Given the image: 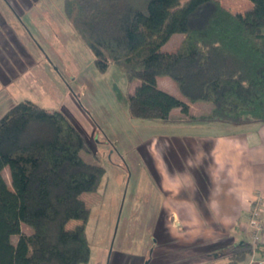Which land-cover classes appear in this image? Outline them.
<instances>
[{
    "label": "trees",
    "instance_id": "obj_1",
    "mask_svg": "<svg viewBox=\"0 0 264 264\" xmlns=\"http://www.w3.org/2000/svg\"><path fill=\"white\" fill-rule=\"evenodd\" d=\"M249 1L232 11L219 0H64L63 12L100 72L115 64L140 80L127 95L133 114L167 119L178 108L191 121L242 124L264 122V0ZM174 33L182 34L176 48L163 50ZM157 76L170 77L182 98ZM198 101L211 104L207 114L189 112ZM86 149L60 111L21 100L0 117V264L89 260L81 196L97 190L104 168L83 158ZM72 219L81 222L68 227ZM255 249L264 257V245ZM252 250L243 242L218 264H238Z\"/></svg>",
    "mask_w": 264,
    "mask_h": 264
},
{
    "label": "rangeland",
    "instance_id": "obj_2",
    "mask_svg": "<svg viewBox=\"0 0 264 264\" xmlns=\"http://www.w3.org/2000/svg\"><path fill=\"white\" fill-rule=\"evenodd\" d=\"M63 2L0 0V117L21 100L60 111L86 141L83 158L104 168L97 190L81 196L88 208L90 257L80 264L147 263L156 256L157 224L162 220L155 180L157 149L165 147L168 154L174 146L179 151L174 135L204 129L211 120H188L178 108L167 119L133 114L127 95L140 80L129 81L115 64L104 72L96 68L92 51L66 19ZM242 2L250 4L221 0L244 11ZM181 37L174 33L162 49L174 50ZM156 80L160 88L182 98L170 77ZM198 103L212 107L198 101L190 105L192 113ZM237 125L229 123V128ZM3 176L9 183L7 168ZM80 222L72 219L67 226ZM29 230L22 225L23 232Z\"/></svg>",
    "mask_w": 264,
    "mask_h": 264
},
{
    "label": "crops",
    "instance_id": "obj_3",
    "mask_svg": "<svg viewBox=\"0 0 264 264\" xmlns=\"http://www.w3.org/2000/svg\"><path fill=\"white\" fill-rule=\"evenodd\" d=\"M242 4L244 10L251 6ZM224 6L237 10L236 5ZM196 106L194 113L189 107L195 116L211 109L204 103ZM174 137L180 139L179 151L172 146L167 154L164 147L156 154L162 218L157 224L156 256L134 264L224 262L241 243L250 242L247 221L252 200L261 196L264 202V122L229 128L225 121L211 120L204 129H188ZM252 248L238 264L261 256Z\"/></svg>",
    "mask_w": 264,
    "mask_h": 264
},
{
    "label": "built area",
    "instance_id": "obj_4",
    "mask_svg": "<svg viewBox=\"0 0 264 264\" xmlns=\"http://www.w3.org/2000/svg\"><path fill=\"white\" fill-rule=\"evenodd\" d=\"M248 227L250 230V243L264 245V202L261 196H256L248 210ZM248 264H264V257H250Z\"/></svg>",
    "mask_w": 264,
    "mask_h": 264
}]
</instances>
